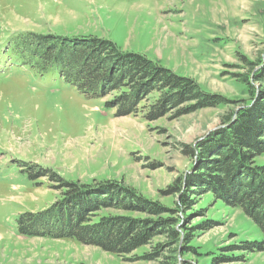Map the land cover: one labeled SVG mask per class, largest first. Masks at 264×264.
<instances>
[{"label":"rangeland","instance_id":"obj_1","mask_svg":"<svg viewBox=\"0 0 264 264\" xmlns=\"http://www.w3.org/2000/svg\"><path fill=\"white\" fill-rule=\"evenodd\" d=\"M25 33L110 41L225 103L200 109L193 100L149 122L141 111L159 97L154 93L139 104L140 113L117 116L103 102L118 93L87 98L54 70L40 73L20 60L12 43ZM263 54L264 0H0V264H173L162 235L117 255L69 239L21 237L17 218L63 196L67 188L49 173L63 184L117 185L162 212L131 203L102 208L88 224L156 222L179 210L177 195L165 192L191 168L184 147L194 150L248 99L240 76L248 74V64L257 69ZM253 163L263 165L264 154ZM33 171L42 177L31 178ZM190 199L191 209L177 213L174 264H264V250L246 249L263 236L242 210L213 191H196Z\"/></svg>","mask_w":264,"mask_h":264},{"label":"trees","instance_id":"obj_2","mask_svg":"<svg viewBox=\"0 0 264 264\" xmlns=\"http://www.w3.org/2000/svg\"><path fill=\"white\" fill-rule=\"evenodd\" d=\"M13 43V52L20 60L40 73L54 70L60 79L87 98L102 99L118 93V97L103 102L104 108L115 110L117 116L140 113L139 104L154 93L159 97L141 111L142 118L149 122L162 117L168 109L193 100L199 103L200 109L225 103L224 98L213 97L194 81L143 55L120 52L110 41L89 37L76 41L25 33L15 37ZM262 59L257 69V64H248V74L240 76V81L247 86L248 99L224 115L221 125L197 141L194 150L184 147L192 159L191 168L165 192L177 195L176 206L180 211L191 209L190 194L205 190L213 191L228 207L242 210L263 236L261 242L246 248L252 252L264 250V164L253 163L257 156L264 154V54ZM36 176L38 172L30 173L31 178ZM46 176L67 190L45 210L18 216L17 230L21 237L69 239L124 255L162 235L168 240L165 245L169 247L171 263H175L173 255L179 250L180 238L176 229L179 210L170 211L169 216L156 222L138 224L124 218H106L97 224H88L90 216L102 208L125 209L131 203L142 205L148 213L162 212L158 204L143 201L117 185L77 187L63 184L51 173ZM215 261L225 263L227 259Z\"/></svg>","mask_w":264,"mask_h":264}]
</instances>
